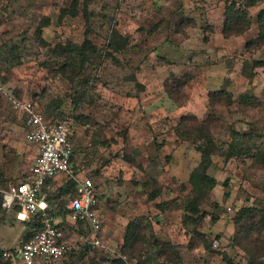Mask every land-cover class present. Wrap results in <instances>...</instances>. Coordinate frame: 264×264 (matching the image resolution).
Returning <instances> with one entry per match:
<instances>
[{"label":"rangeland","instance_id":"374dc122","mask_svg":"<svg viewBox=\"0 0 264 264\" xmlns=\"http://www.w3.org/2000/svg\"><path fill=\"white\" fill-rule=\"evenodd\" d=\"M73 1L0 0V188L23 181L38 155L14 108V100H30L52 121L73 118L74 169L79 180L96 186L112 248L120 251L129 222L136 221L151 242L148 264H264V223L253 226L264 213V67L252 63L264 60V47L245 48L258 34L257 23L225 38L227 0H93L88 22L86 0H79L76 17L60 18ZM262 8L264 1L246 9L255 17ZM45 19L50 24L42 28ZM87 30L97 54H89L92 61L79 75V67L67 65L69 55L55 49L81 45ZM114 31L128 39L119 52L108 47ZM166 85L180 90L175 96L184 105L172 100ZM220 89L234 96L232 105L211 102V92ZM242 96L256 99L246 104ZM183 115H215L224 155L214 156L207 170L217 180L213 188L190 183L201 153L175 133ZM69 181L75 182L61 175L45 189L51 213L75 195L60 192ZM247 208L260 212L235 226ZM63 221L67 255L39 264H116L89 248L83 224ZM34 229L0 209L3 250L20 247ZM165 244L177 248L175 262L159 257ZM0 264L25 263L0 255Z\"/></svg>","mask_w":264,"mask_h":264},{"label":"built area","instance_id":"2783aa9c","mask_svg":"<svg viewBox=\"0 0 264 264\" xmlns=\"http://www.w3.org/2000/svg\"><path fill=\"white\" fill-rule=\"evenodd\" d=\"M14 108L22 113L26 140L38 147V155L23 181L0 188L2 207L6 211H13L21 222L27 223L38 217L43 226L15 252L5 250L4 258L39 264L57 262L65 256L69 245L64 227L54 222L51 215L53 207L45 191L52 181L65 175L76 182L75 195L66 204L67 216L89 229L88 244L93 249H101L107 258L128 262L126 255L105 241L99 211L100 197L93 180H79L76 175L72 160L77 143L72 128L73 118L68 116L60 121H52L30 100H14Z\"/></svg>","mask_w":264,"mask_h":264},{"label":"trees","instance_id":"16d2710c","mask_svg":"<svg viewBox=\"0 0 264 264\" xmlns=\"http://www.w3.org/2000/svg\"><path fill=\"white\" fill-rule=\"evenodd\" d=\"M92 1L93 0H86V4L84 8V14L87 22L89 21L88 7L89 4L92 3ZM244 1L245 2L243 4H240L235 0L226 1L224 22L222 25V34L225 38L242 36L252 28V25L254 24L255 21L259 28L258 34L254 39H251L246 43L245 48L246 50L260 49L264 47V8L259 10L258 14L255 17H252L246 8L254 7L259 3L263 2L264 0H244ZM79 3H80L79 0H74L70 8H63L61 10L60 18H65L68 16L76 17L79 14ZM49 24H50V20L45 19L42 28L48 26ZM42 28H39V31H42ZM88 37H89V30H87V32L85 33V41L81 45L77 46L70 43L65 46L58 45L57 48L55 49V52L58 53L59 55H64V54L69 55L68 59H70V63H67V65L73 68L79 67L80 69V71L78 72L79 75H82V73L85 71L86 63L92 61V56H90L89 54H93V55L97 54L96 46L92 43L91 40H89ZM111 39L112 41L108 47L113 49L114 51L119 52L123 50L128 44V39L124 38L120 33L116 31L113 32ZM78 63H80V66L78 65ZM252 63H253V68L264 67V60H256L253 61ZM243 69L246 70L247 68L244 67ZM254 76L255 75L252 72L250 77L253 79ZM165 88L174 102H176L179 106L185 104L184 102H180L179 98L175 96V93L179 95L180 90H176L173 87H169V85H166ZM254 99H256L255 96L240 97V100L246 104L254 102ZM234 101H235L234 96L225 89H220L211 92V102L214 105L218 103L232 105ZM213 118H215V115H211L205 120H200L196 115H183L178 125L175 127L176 135L179 138H182L183 140H189L195 143V147L197 151L201 153L200 164L192 171L190 175V183L194 186L195 189L197 188L202 189L206 187L213 188L217 184V180L209 176V174L207 173L208 168L212 164L213 157L218 154L224 155L223 152L224 147L221 145V143L218 141L217 137L214 134L215 128L212 123ZM229 149L231 154H228V157H232L234 155L235 148L233 145H231L229 146ZM247 150H249V148ZM243 152L244 151L242 150V153ZM73 159H74V155L72 157V160ZM224 185L226 188L228 187L227 182ZM75 188H76V183L73 181L72 182L69 181L65 186H63L60 189V192L74 193ZM225 194L228 195V192H226ZM2 201H3V195L0 193V209H3ZM49 202L50 205L53 206L50 199ZM66 204L67 202L65 201L59 207L60 211L56 212L55 214L51 213L52 218L61 217L62 220L65 219L67 216ZM251 212H260V211L252 208H247L246 210H244V212L242 211L241 214H239L238 218H235L234 220L235 226L240 225L242 221L245 219V217L248 218V215ZM262 214H263L262 218L259 221H257V223L253 222L254 227H259V224L264 223V213ZM34 218L30 222H28V224L30 226L33 225L35 229L28 235L25 241L29 240L36 232L42 229L43 224L41 223V221L39 219H36L38 217H36L35 219ZM255 218H256L255 215L252 216V219ZM63 222L60 223V226L63 225ZM149 245H151V242L149 238L146 237V233H143L141 231L140 224H138L136 221L129 222L127 229L125 231L123 244L120 248V252L130 257L131 259H135L137 261V264H148V261L150 259L149 257H147L145 253L146 252L145 249ZM153 245L157 246L159 244L157 242H153ZM89 248L94 250L90 245ZM176 249L177 248L173 244L160 245V248L158 249L159 257L164 258L168 262H175L176 259L180 258V254ZM4 251L5 250H3L0 247V255H3ZM9 251L15 252V248H11L9 249ZM67 253L65 254V256L67 255ZM10 260L15 261L16 258ZM113 261L116 264H124L123 260L120 259H113Z\"/></svg>","mask_w":264,"mask_h":264},{"label":"crops","instance_id":"0c3cea01","mask_svg":"<svg viewBox=\"0 0 264 264\" xmlns=\"http://www.w3.org/2000/svg\"><path fill=\"white\" fill-rule=\"evenodd\" d=\"M56 180H58V178H56ZM55 180V181H56ZM7 212H9V211H7ZM66 218H70L69 216H66ZM53 220H54V222H56V223H61V222H63V220H62V218H60V217H58V218H53ZM28 224V222L26 223V225ZM2 248V247H1Z\"/></svg>","mask_w":264,"mask_h":264}]
</instances>
